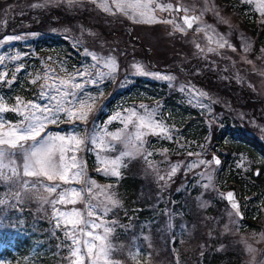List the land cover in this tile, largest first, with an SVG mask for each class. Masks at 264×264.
Listing matches in <instances>:
<instances>
[{
    "label": "rangeland",
    "instance_id": "obj_1",
    "mask_svg": "<svg viewBox=\"0 0 264 264\" xmlns=\"http://www.w3.org/2000/svg\"><path fill=\"white\" fill-rule=\"evenodd\" d=\"M29 1L0 0V32L9 29L6 35H0V41H4L5 37L19 36L22 40L28 36L38 35V33L48 35L63 33L78 44L76 46L78 54L74 55L80 59L76 60L75 57H70L69 59L72 61H65V64L51 51V48L39 52H34L32 49L12 50L11 45L8 44L17 41V39L0 42V56L21 54L19 61L5 59L3 64H0V73L6 74V80L15 81L17 79V75H15L13 80V73L7 75L8 70L13 69L16 72V68L20 64H24L23 59H27L30 52L38 57V64L31 71L30 80H34L37 75L41 76L36 84H32V92L27 97L14 95L10 101L4 99L6 104L14 105L17 97H21L25 101L36 97L40 91V85L44 83L45 67L52 69L49 79V83H51L55 77L65 78L68 74H74L82 66L95 63L90 57L83 54L87 49L99 57L112 56L117 64V71L113 78L99 86L89 85L87 89L92 95L99 97L95 102L97 108L101 105L105 108L106 98L125 86V79L128 75L137 74L133 64L139 63L145 72L149 73L146 76L152 79L159 81L151 75L153 73L175 77V80L166 82L180 93L182 92L181 88L187 86L188 90L182 92L184 98L198 108L208 129L207 133L200 137L201 139L194 142L182 135L179 136L177 133L184 123L178 126L174 117H169L168 113L167 115L163 114L161 103H156V100L144 99L146 96H141L139 93L132 94L131 97H136V99L129 101L128 97L130 96L113 98L111 107L96 113L95 125L101 129L106 128L109 132H117L124 125L120 120L105 125V121H108L111 116L118 112L127 116L129 113L125 110L133 108L140 114H143L145 109H155L154 120L161 121L170 129L172 137L168 139L164 136L147 134L144 137L143 154L124 158L121 161L122 167L119 169L120 176H112L113 181L102 180L100 176L104 174L98 172L97 168L103 167L101 160H111L120 155V152L128 151L129 148L125 144L115 143L114 150L107 152H98L88 145L86 147L92 148V150L76 153L90 179L96 181L101 188L112 186L110 191L115 193L119 204H121L122 196L119 194L117 184H119L120 177L125 174H136L141 180L148 183V188L152 193L154 192L152 200L145 203V207L160 211L154 218L153 225L155 223L162 224L161 238L157 237L152 230L149 231L152 225L146 223V230L144 234L142 233L139 242L141 248L135 238L120 241L112 239V243L117 249L112 253V259L122 264L121 259L125 252L124 244L127 242L128 252L132 247V253L136 254L134 259L131 258L133 264H181L178 251L173 249L172 240L178 239L181 242V251L183 252L188 244L192 243L188 239L193 238L194 233L201 230L205 235L200 245L198 244V252H202L203 249L208 252L218 251L220 253L225 250H233L236 254L238 253L239 264H264V187H262L260 199L258 200V196H256L255 200L252 196L254 193L239 194L241 188L234 185V182H231L232 185H230V181H223L224 179L218 175V170L222 167L221 163L219 165L198 164L194 168L186 167V165L197 163L199 160H210L213 155L219 156L218 159L220 162L222 161L226 146L215 143L211 131L225 120L235 131L252 134L264 143V45L257 42L255 36L248 33L240 20L243 14L240 15L235 11V8L244 2L247 6L244 10L251 7L255 12L261 14L264 11V0H234L236 4L235 8L232 6V9L219 0H155L159 3H172L173 11L160 12L157 9L154 14L161 19H174L176 24L185 29L184 32L177 30L173 24L136 22L121 13L112 14L100 7L101 4H108L115 12L113 0H96L95 3L92 0H75L71 4L68 3V0H55L54 3H47L42 8H34L32 5L44 4L45 0ZM177 2L182 9H188L187 12L182 10L185 13L196 12V15L199 16L203 12L201 17L203 24H194L191 29L186 28L179 12L174 10V4ZM147 14H152V10L149 9ZM260 18L259 15L257 19ZM13 19H17L22 24H19L15 29L14 27H10V29L8 26L11 25ZM32 19L36 20V25L32 23ZM204 24L211 25L216 33L224 36L235 47L236 51L226 47L218 49L219 54L207 52V47H216V45L209 43L208 36L212 35L211 32L205 35L204 32L195 31L196 27H203ZM197 43L201 44L205 50L197 49L195 47ZM244 45H247V51L243 50ZM25 53L27 55H24ZM99 69L107 71L103 66V61L100 63ZM9 85L11 84L0 80V96H2L1 89ZM200 93L206 95L201 97ZM3 115L5 120L13 123L19 119L12 112L9 115L8 113ZM91 126V120L88 125L79 121L73 125L62 117L61 123L50 125L48 131L62 135L77 131L82 135ZM134 131L135 129L131 125L127 129V132ZM162 138L165 139L164 143H161ZM148 153H151V156H147ZM87 154L91 155L94 160V168L91 167V171L89 168L87 169L85 160ZM230 154L229 164L239 168L242 181H255L253 178L255 176L253 174L254 167L258 168V174H260L264 156L258 154L252 158L241 153L238 156L233 152ZM145 156H147V160ZM150 164L152 167L149 166ZM173 165L177 166V171L171 179H167L166 174ZM261 174L264 179V171ZM159 176H165L167 182L161 181ZM208 176H211V180L208 179ZM205 185L209 186L205 187ZM71 187L79 188L81 186L72 184ZM230 187L236 189V194L240 198L239 205L243 212L240 217L237 211L225 202L224 193ZM0 191L1 194L6 192L3 185H0ZM97 191L99 190L97 189ZM175 192H179L181 196L180 202L182 210L185 211L184 215L180 211L176 213L173 211L175 214L172 216L173 213L168 209L177 199L173 198ZM146 193L151 195L149 191ZM108 194V192H101L99 200L103 201ZM29 204L33 207L29 209L34 216L43 213L42 215L51 218V207L43 204L36 197L26 200L23 204H17L16 213L23 207L27 208ZM67 207L69 209L72 207L82 208L83 205H68ZM116 208L106 215L100 210L97 212L105 221H116L115 225L110 226L123 227L122 215L119 219L113 212ZM246 209L252 212L251 217L248 214L244 215ZM20 216L22 214H19L17 218ZM134 226L135 224L130 221L123 228L128 229ZM136 228L139 232L140 228ZM153 230L156 228L153 227ZM121 246H123V252L119 251ZM138 249L139 251H137ZM6 262V259L0 257V264H6Z\"/></svg>",
    "mask_w": 264,
    "mask_h": 264
},
{
    "label": "snow or ice",
    "instance_id": "obj_2",
    "mask_svg": "<svg viewBox=\"0 0 264 264\" xmlns=\"http://www.w3.org/2000/svg\"><path fill=\"white\" fill-rule=\"evenodd\" d=\"M54 2L55 0H45L44 4H34L32 7L42 8L45 4ZM74 2L75 0H68L69 4ZM92 2L95 3L96 0ZM113 3L115 12L108 4H101L100 7L112 14L121 13L136 22L169 23L173 24L177 30L185 31L175 23L174 19H161L154 14L157 9L160 12L173 11L172 3H159L155 0H113ZM149 9L152 10V14H147ZM174 10L188 11L180 6ZM202 15L203 12L199 16L185 15L182 19L187 28L191 29L194 24H203ZM195 31L204 32L205 35L212 33L208 36L209 43H215L216 47H207L206 51L209 53L219 54L218 49L226 47L236 51L235 47L224 36L216 33L211 25L198 26ZM13 39L18 40L21 37H5L4 41L0 42ZM195 47L201 51L205 50L199 43ZM243 50H248L247 45L243 46ZM83 54L95 63L82 66L74 74H68L65 78L55 77L51 83L49 79L52 69L45 67L44 83L40 85V91L33 99L25 101L17 97L15 104L9 106L0 96V185L7 189L0 194V206L16 208L17 204H23L26 200L36 197L43 204L51 207V218L55 221V227L64 232L65 239L61 243L68 252V256L64 257L68 264H119V261L112 259V253L117 249L112 243L115 227L110 225H115L116 221H105L97 212L100 210L106 215L112 209L119 207V200L115 198V193H111V185L101 188L96 181L90 179L76 153L92 150L86 147L88 145L98 152H107L114 150L115 143L125 144L129 148L128 151L120 152V155L114 159L101 160L103 167L97 168V171L104 175L119 177L121 161L124 158L143 154L144 137L147 134L171 139V130L161 121L154 120L155 109H145L144 113L140 114L133 108L125 110L129 113L127 116L119 112L111 116L108 121H105V125L115 120H120L124 125L117 132H109L106 128L101 129L95 125L96 113L103 110V105L97 108L95 102L99 97L92 95L87 89L89 85L99 86L113 78L117 71V64L112 56L99 57L87 49ZM5 59L19 61L21 54L0 56V64H3ZM102 61L107 71H100L99 65ZM23 68L24 65L20 64L15 71L20 72ZM133 68L139 75L149 74L139 63H134ZM151 75L159 80H175V77L171 75L160 73ZM14 79L15 73H13ZM40 79L41 76L37 75L31 83L36 84ZM0 80H4L7 84L13 82L6 80V74L3 73H0ZM186 90H188L187 86L181 88L182 92ZM199 95L203 97L206 94ZM7 112L15 113L19 119L15 123L5 120L3 114ZM62 117L73 125L77 121L88 125L91 120L92 126L82 135L77 131L64 135L48 131L50 125H59ZM130 125L135 129L134 132H127ZM147 156H151V153ZM147 156H145L146 160ZM220 163V160L213 155L210 160H199L186 167L194 168L198 164L219 165ZM149 166L152 167L151 164ZM176 171L177 166L173 165L166 174L167 179H171ZM158 178L167 182L165 176ZM208 179L211 180V176H208ZM72 184L81 187H71ZM208 186L205 185V187ZM101 192L109 193L103 201L99 200ZM227 199L239 214L238 204L232 192L227 193ZM77 204H82L83 207L70 209L67 207ZM119 251L123 252V246ZM135 255L129 252L131 258L134 259Z\"/></svg>",
    "mask_w": 264,
    "mask_h": 264
},
{
    "label": "trees",
    "instance_id": "obj_3",
    "mask_svg": "<svg viewBox=\"0 0 264 264\" xmlns=\"http://www.w3.org/2000/svg\"><path fill=\"white\" fill-rule=\"evenodd\" d=\"M27 1L30 2L29 0ZM219 1L230 9H232V6L235 8L236 1L234 0ZM244 6L245 4L241 2V4L235 8L236 13L240 15L243 14L240 20L244 24L245 29L249 34L255 36L257 42L264 45V11L260 14L255 12V10H243ZM259 15L261 18L257 19ZM13 20L8 28L14 27L15 29L19 24H22V22L17 19ZM32 23L36 25V20L32 19ZM8 30L9 29L3 30L0 32V35H6ZM8 45H11L10 48L12 50L32 49L34 52L51 48V51L65 64V61H72L69 58L75 57L74 54L78 52L76 48L78 44L63 33H60V35L38 33V35L28 36V38L22 40L18 39ZM7 46H5V48H7ZM75 59L79 60L80 58L75 57ZM23 63L25 67L20 72H14L13 69L8 70L7 75L15 73L17 79L13 81L11 85L1 89V95L7 101L12 100L14 95L27 97L32 92L33 83H31L30 76L31 71L34 70L36 64H38V57L30 52L28 58L23 59ZM125 83L123 88L116 90L112 93L113 95L111 94L106 98L104 102L106 109L112 106L111 103L113 98L130 96L128 97L129 101L130 99H136V97H131L132 94L139 93L141 96H146L144 99L156 100V103H161L163 114L167 115L168 113L170 115L169 117H174L175 123L178 126L184 123L179 133H177L179 136L182 135L194 142L197 139H201L200 137H203L204 134L207 133L208 129L198 112V108H196L194 104L187 102L184 98V94L182 92L180 93L166 81H158L146 75L131 74L127 76ZM105 108H103V110H106ZM7 113L8 115L10 114V112ZM211 133L215 143L220 144V146H226V150L221 159L222 167L218 170V175L224 179L223 181H230V185H232L231 182H234V185L240 187L239 194H249L252 192L254 193L252 194L254 199L256 200L255 197L258 196L257 198L259 200L263 190L262 187H264V179L261 174L262 171H264V162L260 169V174L253 176L255 181L250 180L244 182L239 174V168L237 169L229 164L228 157L231 155L230 152L235 153L236 156L241 153L252 158H255L258 154L264 156V143L252 134L235 131L226 120L219 126L213 128ZM164 142L165 139L162 138L161 143ZM85 160L87 162V169L89 168L91 171V167L94 168L92 156L87 154ZM94 176L97 175L94 174ZM100 178L104 181H113L114 179L112 176L108 177L104 175H101ZM117 185L122 200L119 207L113 211L115 217L120 219L122 215L123 227L130 221L134 223L135 226L128 229L119 225L114 226L115 232L113 233L112 239L114 238L120 241L135 238L137 244L140 245L139 248H141L142 246L139 242L141 241L142 233L144 234L146 230V223L150 226L152 225L149 231L152 230L154 234L156 233L155 235H157V237L161 238L160 236L163 234L162 224L155 223L153 225L154 218L160 211L145 207V203L150 199L152 200V195L154 193L148 188L149 184L141 180L136 174H125L120 177L119 184ZM5 190L7 191L6 188ZM147 191H149L151 195H148L146 193ZM180 197L179 192L173 194V198L177 199L168 207L171 213H173L172 216L178 211L182 212V215L185 214V211L182 210ZM30 207L33 208L29 204L27 208L24 209L23 207L21 211H17L16 213L15 208H4L0 206V257L6 259V264H67L64 257L68 256V252L61 243L65 239L64 232L55 227L54 220L49 216L42 215L43 213L34 216V214L30 213ZM19 214H22V216L17 218ZM244 214H248V216L251 217L252 212L246 209L244 210ZM28 216H30L31 219ZM136 227H139L141 231L139 230L138 232ZM153 227L156 228V230H153ZM204 235V232L201 230L195 232L193 238L188 239V241L192 243H189L186 250L183 252L181 251V242H179L178 239L172 240L173 249L178 251L179 262L181 264H239V261H237L238 253L236 254L233 250H225L220 253L218 251L208 252L203 249L202 252H198V247ZM126 243L127 242L124 244L123 242L125 252L121 262L122 264H133L129 256V252L132 253L133 251L132 247L128 252L129 249Z\"/></svg>",
    "mask_w": 264,
    "mask_h": 264
},
{
    "label": "water",
    "instance_id": "obj_4",
    "mask_svg": "<svg viewBox=\"0 0 264 264\" xmlns=\"http://www.w3.org/2000/svg\"><path fill=\"white\" fill-rule=\"evenodd\" d=\"M176 7H178V6H180L178 3L175 5ZM185 15H187V16H197L195 13H188V14H185V13H183V12H181L180 13V16H181V19H182V17L183 16H185ZM183 20V19H182ZM187 27V26H186ZM217 158V157H216ZM257 172V170L255 169V171H254V173H256ZM228 192H232L233 194H234V200H235V202L238 204V211H239V217L240 216H242V212H241V209H240V207H239V198H238V196L236 195V190H235V188H233V187H230V188H228V190H226L225 191V193H224V197H225V200H226V202L229 204V205H231V202L227 199V193Z\"/></svg>",
    "mask_w": 264,
    "mask_h": 264
}]
</instances>
